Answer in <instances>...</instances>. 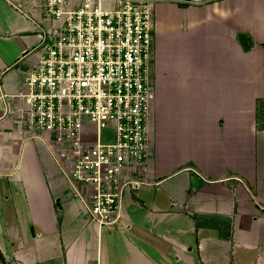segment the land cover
<instances>
[{"label": "crops", "instance_id": "1", "mask_svg": "<svg viewBox=\"0 0 264 264\" xmlns=\"http://www.w3.org/2000/svg\"><path fill=\"white\" fill-rule=\"evenodd\" d=\"M151 1L147 179L104 233L46 143L4 116L46 19L40 0H0V264H180L190 246L191 264H264V31L247 25V0ZM26 215L24 229L8 221Z\"/></svg>", "mask_w": 264, "mask_h": 264}, {"label": "built area", "instance_id": "2", "mask_svg": "<svg viewBox=\"0 0 264 264\" xmlns=\"http://www.w3.org/2000/svg\"><path fill=\"white\" fill-rule=\"evenodd\" d=\"M40 1L44 52L22 89L2 95L4 116L46 143L93 222L119 229L150 159L153 1Z\"/></svg>", "mask_w": 264, "mask_h": 264}, {"label": "rangeland", "instance_id": "3", "mask_svg": "<svg viewBox=\"0 0 264 264\" xmlns=\"http://www.w3.org/2000/svg\"><path fill=\"white\" fill-rule=\"evenodd\" d=\"M231 1L232 2L233 1L234 2H240L241 4L238 5V6H243L244 4H246L245 3L246 0H231ZM247 1H248V9L244 12L243 16L246 17V19H247L246 20L247 21V25H250V26H252L255 29H256V27H258V30L261 33V31H264V11L262 9H260V7H257L256 3L257 2L264 1V0H253L255 2L254 8L251 6L252 5V0H247ZM40 43H41V39H40V42H39V46H40ZM259 46L262 47V48H264V43H260ZM43 52H44V48L43 47L37 49V52H36L37 53L36 54L37 56L36 57H39ZM251 61L252 60H249V63ZM263 108H264V105H261L260 108H259V113H258L259 114V117H260V118L258 117L259 118V125H261L262 127H264V109ZM260 109H262V110H260ZM37 149H40V148L37 147ZM183 174H185V173H183ZM64 175L66 176L65 173H64ZM13 196H14V194H13ZM75 196H76V194H75ZM126 196H127V194H126ZM20 197H21V194H19V196H17L16 199H17V201L19 203L22 204V201H21ZM80 201L83 202L82 199ZM124 204H125V206L127 205L126 203H124ZM3 220L4 219H0V221H3ZM8 221L11 222V224H12V222L15 223L14 225L17 226L19 229H24V227L30 223V218L27 217V215H26L25 217H21L18 220L17 219L15 220L13 218H8ZM108 230L109 229L106 228L104 230L105 231L104 233H106ZM95 234H96V232H95ZM190 247H193V251L191 253L184 254L182 256V259L180 261V264H191L190 263V258H191L190 255L192 254L193 256H197L196 248L194 246H190ZM248 264H250V262Z\"/></svg>", "mask_w": 264, "mask_h": 264}, {"label": "trees", "instance_id": "4", "mask_svg": "<svg viewBox=\"0 0 264 264\" xmlns=\"http://www.w3.org/2000/svg\"><path fill=\"white\" fill-rule=\"evenodd\" d=\"M263 104H264V103H263ZM0 260H1L2 262H5L4 256H3V254L1 253V251H0Z\"/></svg>", "mask_w": 264, "mask_h": 264}]
</instances>
